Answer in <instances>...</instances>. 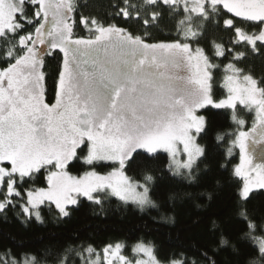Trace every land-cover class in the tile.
<instances>
[{
  "label": "snow or ice",
  "instance_id": "6c2138e0",
  "mask_svg": "<svg viewBox=\"0 0 264 264\" xmlns=\"http://www.w3.org/2000/svg\"><path fill=\"white\" fill-rule=\"evenodd\" d=\"M85 7L0 0V220L12 212L25 226L43 225L48 213L59 224L83 208L106 218L131 206L174 225L178 203L208 210L226 185L230 205L208 214L195 252L141 236L100 250L6 249L0 264H264V211L250 207L264 195V162H255L264 145V0L111 5L106 15L139 31ZM165 21L168 38L159 39ZM212 110L236 126L216 131L219 160L202 143ZM245 111L255 114L247 130Z\"/></svg>",
  "mask_w": 264,
  "mask_h": 264
},
{
  "label": "trees",
  "instance_id": "16d2710c",
  "mask_svg": "<svg viewBox=\"0 0 264 264\" xmlns=\"http://www.w3.org/2000/svg\"><path fill=\"white\" fill-rule=\"evenodd\" d=\"M119 0H81L87 7L83 9L85 15H94L108 22L117 23L121 26L130 27L133 31H139L137 25L132 22H125L122 18H112L108 13L113 12L111 5ZM162 32H154L153 35L159 39H167L171 25L168 21L162 26ZM224 40H228V34L221 33ZM55 61L48 59L49 71L55 66ZM260 65L257 64V72ZM222 90L218 89L220 94ZM49 99L51 96V80H49ZM246 119L252 116L249 113L243 114ZM212 130L205 137L202 143L208 145L209 152L213 159L219 160L224 152V147L218 146L215 141V134L218 130L234 131L236 126L232 124L227 113L222 110H212L209 113ZM253 117V116H252ZM161 163L166 162L167 156L160 154ZM232 163H239V151L234 149ZM73 174H78V169H73ZM219 173L213 172V176ZM171 182H169L170 184ZM166 184L165 187L169 186ZM211 187V180H209ZM232 187L226 185L218 190L216 199L208 210L193 208L190 204H177L175 207L176 223L166 224L158 220L156 210H149L148 213H141L137 209L129 206L127 211H110L105 217L90 215L87 208L76 212L71 219L62 223H53L51 216L45 213L47 222L43 225L32 222L25 226L16 219L12 212L8 213L7 221L0 220V252L11 249L14 252H22L25 249L35 251L47 247L60 249L62 246L72 244H92L96 249H102L106 244L114 242H125L131 245L137 237H147L161 244L165 250L171 247H184L192 252L207 241L206 217L210 212L223 215L230 205V195ZM115 204V201H113ZM250 207L264 211V195L256 194L251 201ZM152 217H157L156 220ZM200 219L197 226L194 221ZM130 254V248L128 249Z\"/></svg>",
  "mask_w": 264,
  "mask_h": 264
},
{
  "label": "rangeland",
  "instance_id": "374dc122",
  "mask_svg": "<svg viewBox=\"0 0 264 264\" xmlns=\"http://www.w3.org/2000/svg\"><path fill=\"white\" fill-rule=\"evenodd\" d=\"M246 113H248V112L245 111V113H243V114H246ZM249 114H251L253 117L251 116L249 120L244 117L246 119V121H247V124L245 126V130H247V128L251 127V124H252V122H253V120L255 118V114L254 113H249ZM237 150L239 151L238 148H237ZM262 153H264V145L257 146L256 153H255V162L256 163L264 162V155H262ZM160 154H164V155L167 156L166 153H160Z\"/></svg>",
  "mask_w": 264,
  "mask_h": 264
}]
</instances>
